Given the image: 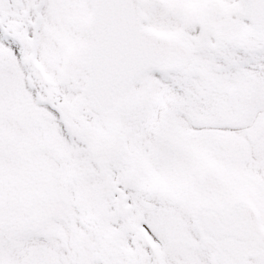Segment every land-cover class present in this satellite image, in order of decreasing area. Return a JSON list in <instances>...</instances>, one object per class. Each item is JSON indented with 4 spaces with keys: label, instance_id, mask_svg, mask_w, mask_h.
I'll return each instance as SVG.
<instances>
[{
    "label": "snow or ice",
    "instance_id": "snow-or-ice-1",
    "mask_svg": "<svg viewBox=\"0 0 264 264\" xmlns=\"http://www.w3.org/2000/svg\"><path fill=\"white\" fill-rule=\"evenodd\" d=\"M0 264H264V0H0Z\"/></svg>",
    "mask_w": 264,
    "mask_h": 264
}]
</instances>
